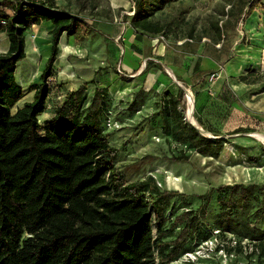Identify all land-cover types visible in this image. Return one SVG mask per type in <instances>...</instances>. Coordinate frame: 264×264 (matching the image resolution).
I'll return each instance as SVG.
<instances>
[{
    "label": "rangeland",
    "instance_id": "obj_1",
    "mask_svg": "<svg viewBox=\"0 0 264 264\" xmlns=\"http://www.w3.org/2000/svg\"><path fill=\"white\" fill-rule=\"evenodd\" d=\"M136 7L133 0H67L61 9L91 25L74 42L87 47L90 54L101 52L108 61L104 67L115 75L113 81L106 83L108 97L101 115L103 132L108 133L110 145L117 149L114 174L124 184L151 176L160 190L181 193L182 196L170 199L161 224L162 240H172L178 235L182 225L171 228L175 217L190 211L185 222L191 224L190 218L194 216L198 222L196 227H191L193 231L187 236L184 248L194 250L209 229L229 224L227 216H231V205L237 197L233 196L228 203L230 207H226L227 191L222 187L264 185V15L256 7L250 16L243 18L246 7L241 8L239 0H169L160 6L154 3L150 9L152 32L133 27ZM225 21L228 26L222 31L221 24ZM126 29H131L132 36L123 42L121 36ZM30 34L31 28L25 32V42ZM6 44L4 33H0V47ZM125 46L142 54L132 72L123 69ZM158 46L163 47L164 54H157ZM165 55L175 56L177 62L187 57L183 65L186 68L201 56L203 67L191 76V82L183 83L166 67ZM229 60L243 64L239 76L226 73L225 64ZM23 66V62L18 63V81ZM154 68L167 73L183 90V100L177 106L179 124L172 121L167 110L166 92L148 86L146 77L140 78ZM135 77L142 81L123 94L120 86L133 84ZM32 78L38 80L39 72ZM202 83L207 85L201 97L205 105L198 107L196 89ZM22 91L27 92L23 88ZM92 94L90 84L88 99ZM87 103L88 100L85 106ZM191 103L188 115L187 106ZM22 105L15 104L11 112ZM38 121L43 125L41 116ZM184 124L196 126L200 129L198 134L210 143L201 140L197 147L183 143L181 137L189 136L182 133ZM180 155L187 159H174ZM251 205L253 212L256 205ZM253 226L264 231V214ZM210 239L211 244L200 248V256L193 264H264V235L260 242L247 239L239 242L236 236L232 239L228 234ZM234 240L238 244L232 245ZM216 241L224 247L214 248ZM153 256L157 264L155 248Z\"/></svg>",
    "mask_w": 264,
    "mask_h": 264
},
{
    "label": "trees",
    "instance_id": "obj_2",
    "mask_svg": "<svg viewBox=\"0 0 264 264\" xmlns=\"http://www.w3.org/2000/svg\"><path fill=\"white\" fill-rule=\"evenodd\" d=\"M133 1L137 6L133 27L153 32L150 9L154 3L160 6L169 0ZM239 2L241 8L246 7L243 18L256 7H261L264 15L261 0ZM42 20L50 21L52 28L41 82L31 88L32 101L12 113L11 108L23 97L15 68L25 57V32ZM0 21H4L0 33L8 39L6 52L0 53V264H154V248L157 264H172L192 250L184 248L198 222L195 216L190 218L191 224L185 222L190 211L175 217L171 228L182 225L178 235L162 240L161 224L170 199L181 193L160 190L151 176L124 184L114 174L117 149L101 127L107 88L96 86L88 99L87 85L94 81H86L65 94L43 125L38 121L45 110L47 78L53 73L60 36L66 32L80 38L91 25L59 10L54 0H0ZM227 26V21L222 22L221 30ZM166 94L167 110L179 124L177 106L183 100V90L179 88L176 97ZM182 127V133L189 136L181 141L188 146L197 147L201 140L210 143L195 127ZM222 188L227 191L226 207L237 197L231 205V219L227 216L229 224L212 227L199 240L218 229L221 235L234 234L239 242H260L264 231L253 223L264 214V185ZM251 203L256 205L253 212Z\"/></svg>",
    "mask_w": 264,
    "mask_h": 264
},
{
    "label": "crops",
    "instance_id": "obj_3",
    "mask_svg": "<svg viewBox=\"0 0 264 264\" xmlns=\"http://www.w3.org/2000/svg\"><path fill=\"white\" fill-rule=\"evenodd\" d=\"M54 1H55V5L59 10H62L67 4V0H54ZM51 28H52V24L48 20H42L39 24H34L31 27L32 34H30L31 35L29 39L30 41L25 42V47H24L25 57L19 62H17L15 68L16 81L21 86V88H23V90L26 89L27 91L26 93L25 91H23V97L17 103L24 104L25 102L32 101L34 90H31V88L34 85L39 84L41 82L40 74L43 71L47 58L50 54L51 36L49 32ZM115 36L118 37L119 35L118 36L115 35ZM131 36H132L131 29H126V31L121 36L122 41L125 42V40H128ZM5 38L7 40V44H6V50H7L8 39L6 36ZM113 38L115 37L113 36ZM74 40H75V36L71 34H67L66 32H64L60 36L58 43V53L53 64V73L50 77L47 78L48 95L45 100V110L39 115L41 116V118H43L44 121L48 120L51 117L54 108L57 107L62 102L65 94L68 91L77 89L81 84L91 79L94 81V84L89 83L87 85V90L90 84L93 85V90L96 86L100 88H108L106 83L114 80L115 75L113 74L112 71H110L111 69L104 67V64L108 63V61L105 59L106 57L103 56L101 52H99L97 55L90 54L88 52L87 47L83 48L81 47V45L75 44ZM152 44H154V40L152 41ZM39 47L42 48L41 51L38 49ZM6 50L0 53L6 52ZM83 52H85V55L83 54ZM116 53L117 51L115 52V54ZM157 54L160 55L164 54L163 47L158 46ZM141 57L142 54H140V52H138L137 50L136 51L127 50L126 47L125 50H123V58H122L123 60H121L124 71L132 72L134 69H136L139 65V61ZM167 58L169 60H167ZM174 58L175 56L171 58L165 55L164 61L167 65L166 67H169L171 71L174 73V75H178V78L183 83L191 82L190 80L191 76L196 73L198 74L203 67L201 56L199 57V60L191 61V65H189L187 68L183 66L186 63L187 57H183L181 62L179 61L177 62L176 58L175 60ZM20 62L21 63L23 62L24 66L19 73L20 77L18 81L16 72L18 71V63L20 64ZM37 62L39 64V79L33 81V78L31 77L33 70L31 67L36 66ZM242 69H243V64L239 60L234 62L232 60H229L225 64L226 73L230 75H234L236 77L239 76V72ZM141 77L142 79L146 77V84L148 86L151 87L154 86L160 92L162 91V92L170 93L173 97H176L178 89L181 88L178 86L175 80H173V78H171L165 72L162 73L158 68H154L152 69V71L150 70L145 75L142 74L140 78ZM137 78L138 77L132 79V82H134L133 84L120 86L121 90L123 91V94L132 91L134 89L133 86L138 84L139 83L138 81H142L140 78L138 79ZM197 80H199V78ZM53 85L54 87L56 86L54 89L52 88ZM206 87L207 85L205 83H202L200 84L199 88L196 89L198 91L197 94L198 107L205 105V103L201 101L202 99L201 97H203V92H205ZM57 100L59 101L57 102ZM47 108L49 109L46 110Z\"/></svg>",
    "mask_w": 264,
    "mask_h": 264
},
{
    "label": "built area",
    "instance_id": "obj_4",
    "mask_svg": "<svg viewBox=\"0 0 264 264\" xmlns=\"http://www.w3.org/2000/svg\"><path fill=\"white\" fill-rule=\"evenodd\" d=\"M0 22L3 23L4 21H0ZM226 234H228L229 237L231 236L232 239L235 236L234 234L229 233V232H225L224 233V235H226ZM220 235L221 234H220L219 230L218 229H214L213 230V235L211 237L200 241V243H198L197 247L194 250H190V251L184 252L180 257L175 259L173 262H175L176 264H193L194 259L196 260L200 256V252H201L200 248H202L203 246H207L209 243L211 244V239L210 238H214L216 240V237H218ZM221 236H223V235H221ZM231 242H232L231 243L232 245L238 244V242L236 240L231 241ZM213 246H214V248H217V246H222V247H220V249H222L224 247V245H221L220 242H217V241H216V244L213 243ZM181 259H183L185 261L178 263L177 261H179Z\"/></svg>",
    "mask_w": 264,
    "mask_h": 264
},
{
    "label": "bare ground",
    "instance_id": "obj_5",
    "mask_svg": "<svg viewBox=\"0 0 264 264\" xmlns=\"http://www.w3.org/2000/svg\"><path fill=\"white\" fill-rule=\"evenodd\" d=\"M29 39H30V36H29ZM29 39H27L28 42L30 41ZM5 48H6V46L3 47V48L0 47V50H5ZM38 49H39L40 51L42 50L41 47H39ZM0 52H1V51H0ZM37 66H39L38 62L36 63V66L31 67L32 70H33L31 76L33 77V76L35 75V78H36V75H37L38 72H39V68H37ZM191 105H192V103H191V104H188V106H187V112H188V115L191 114ZM189 119H191V118L189 117ZM193 119H194V118H193ZM191 123H193L194 125L197 126V124L195 123V121H193L192 119H191Z\"/></svg>",
    "mask_w": 264,
    "mask_h": 264
},
{
    "label": "water",
    "instance_id": "obj_6",
    "mask_svg": "<svg viewBox=\"0 0 264 264\" xmlns=\"http://www.w3.org/2000/svg\"><path fill=\"white\" fill-rule=\"evenodd\" d=\"M192 126H193V127H195L197 130H199V131H200V129H198V128H197L196 126H194L193 124H192Z\"/></svg>",
    "mask_w": 264,
    "mask_h": 264
}]
</instances>
